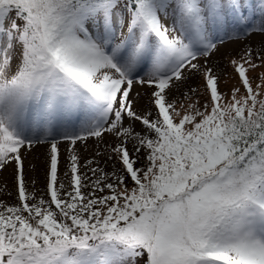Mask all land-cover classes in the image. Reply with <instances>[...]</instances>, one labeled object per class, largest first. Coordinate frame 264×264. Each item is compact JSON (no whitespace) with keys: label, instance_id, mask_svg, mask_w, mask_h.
Returning a JSON list of instances; mask_svg holds the SVG:
<instances>
[{"label":"snow or ice","instance_id":"1","mask_svg":"<svg viewBox=\"0 0 264 264\" xmlns=\"http://www.w3.org/2000/svg\"><path fill=\"white\" fill-rule=\"evenodd\" d=\"M9 165L0 264H264V0H0Z\"/></svg>","mask_w":264,"mask_h":264},{"label":"rangeland","instance_id":"2","mask_svg":"<svg viewBox=\"0 0 264 264\" xmlns=\"http://www.w3.org/2000/svg\"><path fill=\"white\" fill-rule=\"evenodd\" d=\"M239 45H228L227 48H231V49H238ZM227 49H222L223 51H226ZM220 54L217 55V57H213V59H217L219 58ZM229 71H231L229 69ZM235 81H231V83H234ZM89 143L91 144L92 141H89ZM66 147V145L62 144L60 146L61 148V152L63 154V150ZM45 150V146H37L36 148L33 149L32 155L29 156V160H32L34 156L40 155L42 158V154ZM29 176H31V173H29ZM12 178H13V165H9L8 168L2 172H0V184H2L4 181H7L9 184V187L12 186Z\"/></svg>","mask_w":264,"mask_h":264}]
</instances>
